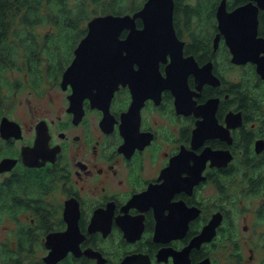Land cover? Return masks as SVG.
I'll return each mask as SVG.
<instances>
[{"label": "flooded vegetation", "instance_id": "obj_1", "mask_svg": "<svg viewBox=\"0 0 264 264\" xmlns=\"http://www.w3.org/2000/svg\"><path fill=\"white\" fill-rule=\"evenodd\" d=\"M221 1L188 29L175 0L184 57L211 72L188 75V108L164 88L137 109L120 83L107 109L85 97L78 116L64 71L1 89L0 264H52L60 241L54 264H264V75L233 59ZM246 4L264 38V0H226L228 11ZM23 88L27 103H15ZM39 93L46 104L32 102Z\"/></svg>", "mask_w": 264, "mask_h": 264}, {"label": "water", "instance_id": "obj_2", "mask_svg": "<svg viewBox=\"0 0 264 264\" xmlns=\"http://www.w3.org/2000/svg\"><path fill=\"white\" fill-rule=\"evenodd\" d=\"M174 8L175 0H145L133 13H102L88 20L86 34L75 47L61 80L64 89L71 85L70 109L76 115H82L85 97L107 109L120 83L131 84L137 109L145 98L160 94L164 88L174 90L179 108L189 107L193 92L187 84L188 75L198 72L206 80L211 72L207 65L200 67L194 56L184 57V42L174 26ZM217 16L233 59L257 62L264 75V38L257 37L258 8L246 4L228 11L226 0H222ZM124 30L127 32L122 36ZM168 55L171 61L166 76H162L159 64L167 61ZM205 126L204 120L200 129ZM60 242L46 256L52 264L65 254L66 247H61Z\"/></svg>", "mask_w": 264, "mask_h": 264}, {"label": "trees", "instance_id": "obj_3", "mask_svg": "<svg viewBox=\"0 0 264 264\" xmlns=\"http://www.w3.org/2000/svg\"><path fill=\"white\" fill-rule=\"evenodd\" d=\"M218 0H177L186 25L205 20L206 9ZM145 0H0V91L8 85L3 75L20 73L37 81H57L71 62L74 49L86 34L88 20L102 13H133ZM138 26L142 25L140 19ZM126 33L123 31L122 36ZM8 81V82H7ZM36 84L39 88L40 85Z\"/></svg>", "mask_w": 264, "mask_h": 264}, {"label": "rangeland", "instance_id": "obj_4", "mask_svg": "<svg viewBox=\"0 0 264 264\" xmlns=\"http://www.w3.org/2000/svg\"><path fill=\"white\" fill-rule=\"evenodd\" d=\"M17 74H19L20 75V73H16V72H13V73H11V72H8V73H5L3 76L6 78V79H8V81H10L12 78H14V76L15 75H17ZM7 81V82H8ZM58 88H60V87H58ZM51 92H52V94H56L57 92H56V88H53V89H51ZM41 94H43V93H39V94H33V95H31V99H32V102L33 103H35V104H38V105H43V104H46V101H47V99H46V96L47 95H41ZM29 94H28V89L27 88H23L22 90H20L19 91V93H18V96H16V100H15V103L17 102V103H20V100H23V102L22 103H27V98H25V97H27ZM56 97H57V99L56 100H60V96H59V94H57L56 95ZM63 102V100H61L60 101V103H62ZM21 103V104H22Z\"/></svg>", "mask_w": 264, "mask_h": 264}]
</instances>
